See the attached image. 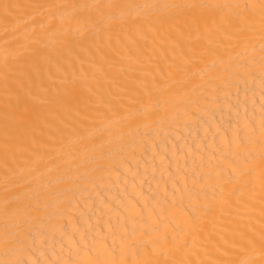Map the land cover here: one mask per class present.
<instances>
[{"label": "bare ground", "instance_id": "1", "mask_svg": "<svg viewBox=\"0 0 264 264\" xmlns=\"http://www.w3.org/2000/svg\"><path fill=\"white\" fill-rule=\"evenodd\" d=\"M0 264H264V0H0Z\"/></svg>", "mask_w": 264, "mask_h": 264}]
</instances>
